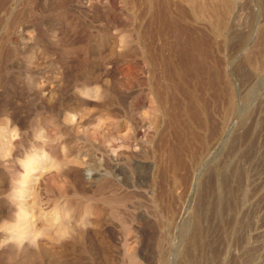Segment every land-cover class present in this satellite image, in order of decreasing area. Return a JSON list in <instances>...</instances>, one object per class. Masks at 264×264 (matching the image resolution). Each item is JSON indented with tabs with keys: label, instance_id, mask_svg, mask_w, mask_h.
Returning a JSON list of instances; mask_svg holds the SVG:
<instances>
[{
	"label": "rangeland",
	"instance_id": "rangeland-1",
	"mask_svg": "<svg viewBox=\"0 0 264 264\" xmlns=\"http://www.w3.org/2000/svg\"><path fill=\"white\" fill-rule=\"evenodd\" d=\"M172 1L160 102L145 0H0V264H264V0Z\"/></svg>",
	"mask_w": 264,
	"mask_h": 264
},
{
	"label": "bare ground",
	"instance_id": "bare-ground-1",
	"mask_svg": "<svg viewBox=\"0 0 264 264\" xmlns=\"http://www.w3.org/2000/svg\"><path fill=\"white\" fill-rule=\"evenodd\" d=\"M146 1V7L148 8L149 10V17H148V29L146 31V61L147 63L149 64L150 68L153 69V70H158V71H154L155 75H153L154 77H152L154 79L153 82V87L152 89L155 90L156 94H157V98H159L160 102H165V99L167 98V95L169 93V89H167L168 87V84L170 86H172L171 89L175 88V86L178 88H181L184 89V82H185V79H188V76H189V73L185 72L184 71V66L187 64V62L191 59H193L196 55H200L202 57H205L207 54L206 52L207 51H204L203 48L200 46H197V44L194 43L191 35L187 34L186 36H182V34H178L180 32H177L175 29L176 27L179 26V20L178 19H175L172 17L171 15V11L169 10V6L171 4H173L175 6V2L172 1V0H145ZM193 0H190V2H192ZM221 1V0H220ZM226 1V0H225ZM189 2V3H190ZM199 2V1H198ZM223 2V1H222ZM179 3V2H178ZM224 3V2H223ZM181 4V3H180ZM193 4V2H192ZM145 5V4H144ZM143 5V6H144ZM199 5V4H198ZM204 5V4H203ZM214 5V4H213ZM221 5V4H220ZM223 5V4H222ZM200 6V5H199ZM176 7V6H175ZM205 8V6H203ZM202 7V10H204ZM217 7V6H216ZM215 7V8H216ZM221 7V6H220ZM177 8L179 9V12L180 10L181 11H184L182 7V5L180 6L179 4H177ZM201 8V7H200ZM215 8H213L212 10L215 12ZM218 10H219V7H217ZM194 9V8H193ZM197 9V8H196ZM206 9V8H205ZM211 9V8H210ZM174 10V9H173ZM210 10V11H212ZM176 11V10H175ZM193 11V10H192ZM196 12V11H195ZM217 12H220L221 11H217ZM177 13V11H176ZM183 13V12H182ZM186 13V12H185ZM206 13V12H205ZM218 13V14H220ZM224 13V11H223ZM178 14V13H177ZM214 14V13H213ZM175 17V16H174ZM184 22V21H183ZM185 24V23H184ZM181 25V24H180ZM188 26V25H187ZM189 27V26H188ZM190 28V27H189ZM218 29V28H217ZM180 30V28H179ZM182 30V29H181ZM219 30V29H218ZM168 32V34H170V36L167 34V36L170 37V40H165V41H162L163 40V35H165L166 33ZM170 32V33H169ZM183 33V32H182ZM194 36V35H193ZM162 39L160 41H162L161 43L159 42L158 44L155 43V40L161 38ZM206 40V39H205ZM159 41V40H158ZM167 41L168 43L170 42V46H171V53L168 54V55H165V53L167 52ZM198 41V40H197ZM201 45V44H200ZM166 48V49H165ZM202 48V49H201ZM165 50V51H164ZM206 50V49H205ZM165 52V53H164ZM209 52V51H208ZM167 54V53H166ZM209 56V55H208ZM176 57V58H175ZM207 58V56H206ZM205 58V59H206ZM207 60V59H206ZM203 64V61H201ZM205 62H208V61H205ZM203 67V68H202ZM210 67V65H209ZM208 67V68H209ZM201 68L203 69L202 72L199 71V73H203V75L201 74H198L197 76V79H199V84L197 85V89L199 90L198 93H202V91L204 90V84H205V74L207 73V66L204 64L201 66ZM219 69V68H217ZM213 70L211 69L210 71L208 72H212ZM214 73V72H213ZM156 74H158V76H156ZM217 74V73H216ZM192 75V76H191ZM202 76L203 78H201L200 76ZM209 75V74H208ZM194 75L193 74H190V77H193ZM210 76V75H209ZM201 79H200V78ZM221 77V76H220ZM181 78L183 79L181 81ZM209 78H212V81H213V77H209ZM216 78V77H215ZM192 79V78H191ZM219 79V78H218ZM211 80V79H210ZM222 80V78H221ZM188 81V80H187ZM186 81V82H187ZM211 82V81H210ZM208 81V84L210 83ZM178 83V84H177ZM190 83V81H189ZM213 83V82H211ZM172 84V85H171ZM188 84V83H187ZM207 84V85H208ZM195 85V83H194ZM214 85V84H213ZM184 86V87H183ZM178 88V89H179ZM186 90V89H184ZM171 91V90H170ZM179 91V90H178ZM182 91V90H181ZM185 92V91H183ZM194 92V91H193ZM172 93H174L172 91ZM197 93V94H198ZM219 93V92H218ZM221 93V92H220ZM171 94V93H170ZM169 94V95H170ZM185 94V93H184ZM200 94V95H201ZM176 95V94H175ZM195 95V94H194ZM200 95L198 94V97L197 95L195 96V98L191 101L193 102H197V105L194 107L191 106L193 109H191V115L188 114L192 117L195 118V121H197L198 125H202L204 124L206 121H207V116H210L208 114L210 113H207V110L208 108H206V103L204 102H207V95L206 97L203 99L204 101L202 103H199L198 104V100H201L200 98ZM204 95V94H203ZM205 96V95H204ZM212 96V95H211ZM190 97V96H189ZM168 99H169V96H168ZM189 99H192V98H189ZM202 101V100H201ZM225 101V100H224ZM219 102V101H218ZM193 103V104H195ZM209 103V102H208ZM173 104V103H172ZM215 104V102H214ZM171 106V105H170ZM169 106V107H170ZM176 106H178L176 104ZM175 105L173 106V109L176 111V107ZM189 106V105H188ZM215 106V105H214ZM168 107V108H169ZM172 109V108H171ZM210 109V108H209ZM229 109V108H228ZM171 111V110H170ZM215 111V110H214ZM168 112V111H167ZM209 112V111H208ZM171 113V112H170ZM178 116V115H177ZM171 117V116H170ZM212 117V116H211ZM215 119V118H213ZM175 120V119H174ZM211 121L210 117H208V121ZM209 121V123H210ZM186 122V121H185ZM194 122V121H193ZM212 122V121H211ZM189 123V122H188ZM208 123V124H209ZM172 124V123H171ZM190 124V123H189ZM196 124V123H195ZM216 124V123H215ZM219 124V123H218ZM185 125V124H184ZM177 126V125H176ZM211 126V124H210ZM217 126V124H216ZM201 127V126H200ZM175 128V127H174ZM180 128V127H179ZM205 128V127H204ZM214 128L215 125H214ZM181 129V128H180ZM193 130V129H192ZM173 131V129H172ZM188 131V130H187ZM175 132V130H174ZM184 132V131H182ZM195 132V131H193ZM188 133V132H186ZM212 133V132H211ZM183 134V133H182ZM208 134V133H207ZM175 135V134H174ZM177 135H179V132H177ZM190 135V134H189ZM195 136V135H194ZM180 137V135H179ZM212 137V136H211ZM174 138H177V136L175 135ZM182 138V137H180ZM188 138V137H187ZM192 138V137H191ZM178 139V138H177ZM199 139V138H198ZM197 139V140H198ZM176 141V140H175ZM180 141V140H179ZM184 141V140H183ZM200 141V140H199ZM182 143V142H181ZM192 143V142H191ZM170 144V143H169ZM166 145V144H165ZM170 146V145H169ZM181 146V145H180ZM171 147V146H170ZM179 149V148H178ZM177 149V150H178ZM187 150V149H186ZM182 152V151H181ZM175 153V152H174ZM183 153V152H182ZM184 154V153H183ZM182 154V155H183ZM173 156V155H172ZM176 154L173 156V161L174 163H180L182 164V161L179 162L183 157H181V154L179 155L181 158H177L179 157L178 154H177V157H175ZM174 157L176 159H174ZM186 159V158H185ZM170 162V160H169ZM170 164V163H169ZM184 165V164H183ZM168 167H166V169L168 171H172V173H175V169L177 165H172L170 167V165H167ZM181 166V165H179ZM180 169V168H179ZM178 169V170H179ZM162 170V169H161ZM163 172V171H161ZM179 173V171H177ZM166 174V173H165ZM171 174V173H170ZM170 174H168V176H170ZM181 175V173H180ZM166 176V175H165ZM177 176V175H176ZM175 177V176H174ZM182 177V176H181ZM166 179V178H165ZM171 183V182H170ZM207 254V253H206ZM214 254V253H213ZM204 255V254H203ZM216 255V254H215ZM214 255V256H215ZM207 256V255H206ZM210 261V260H209ZM208 261V262H209ZM198 262V261H197Z\"/></svg>",
	"mask_w": 264,
	"mask_h": 264
}]
</instances>
